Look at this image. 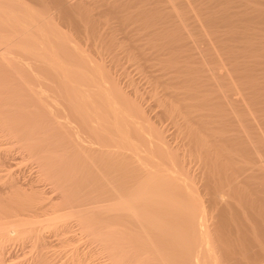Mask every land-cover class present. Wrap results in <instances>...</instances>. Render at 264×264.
Wrapping results in <instances>:
<instances>
[{
  "label": "bare ground",
  "instance_id": "obj_1",
  "mask_svg": "<svg viewBox=\"0 0 264 264\" xmlns=\"http://www.w3.org/2000/svg\"><path fill=\"white\" fill-rule=\"evenodd\" d=\"M98 1L113 21L108 27L100 22L105 28L96 21L103 30L92 27L94 49L88 51L121 34L127 40L122 48L146 74L147 108L60 32L48 13L22 0H0V68L46 84L38 89L45 112L67 143L82 147V154L91 152L92 157L83 154L85 165L103 180L98 212L81 218L87 255L101 259L85 264H264V0ZM163 1L171 3L164 5L165 13L157 11L161 5L156 9L159 18L144 15L148 5ZM50 3L76 29L85 28L79 16L84 0ZM190 35L198 40L190 42H200L198 53ZM8 81L0 75L2 124L15 94L1 87ZM12 82L27 84L26 78ZM26 89L38 96L30 85ZM238 90L243 98L234 96ZM153 107L172 134L149 121ZM24 134L5 130L15 145ZM27 146L30 153L35 150ZM18 193H5L2 241L22 232L26 212L61 222L59 207L73 198L63 195L54 202L46 193ZM51 261L39 253L30 263Z\"/></svg>",
  "mask_w": 264,
  "mask_h": 264
},
{
  "label": "rangeland",
  "instance_id": "obj_2",
  "mask_svg": "<svg viewBox=\"0 0 264 264\" xmlns=\"http://www.w3.org/2000/svg\"><path fill=\"white\" fill-rule=\"evenodd\" d=\"M22 1L35 10L40 9L42 12L48 13V15L51 16V21L54 26H56V28L66 37L71 39L86 52H88L93 61L98 64L103 69V71H107V76L110 75L111 77H109L115 83H117V86L128 92L130 96H133L134 93H136V95H139V100L142 106L146 108L148 107V105L151 103V100L148 98L149 83L147 82L146 74L145 72L141 73L143 72V70L141 71V69L137 67V64H135V60L130 56H127L126 51L122 48V46L126 44L127 40L121 38V34L118 35L120 36L119 40L110 41L107 39L105 41H102V43L99 42V44H96L97 47H95L96 49L94 51H88V49L91 50V48H93L90 43L91 38H89V36L93 34L91 33V29L92 27H95L96 21H98V25H100V22L102 24H106L104 25L105 27H108L109 24L113 21V19L109 17L111 14H109L107 5L105 3H102L100 1L97 2V0H84L85 6L79 16L80 24L85 25V28L77 27L78 31H76L77 29L75 28L74 23L71 24V22H68L69 20L57 13L52 3H50V0H43V2H39L37 0H27L28 2L26 0ZM168 3L171 2H155L154 5L152 3V5H148V7L150 6V8L145 12L144 15H146V17H149V19L153 16L159 18V12L157 11H163L162 13H165L168 8H166V6L164 5ZM160 5L162 6V8L160 7ZM158 8L160 10L156 11V9ZM100 10H102V13L104 11L103 14L105 15H103ZM107 13L109 14V16L107 15ZM86 14H91L93 18L86 19ZM57 16H59L60 18ZM107 18L109 21L103 23L102 21H104V19L107 20ZM101 26L103 25H100V27ZM96 27L98 28L99 26L96 25ZM86 28L88 32L84 30ZM101 28L98 29L102 31L103 29L101 30ZM189 31L190 30L186 28V32ZM192 36L193 35H190V37L187 38L190 44H194V42L198 41L197 39H192ZM190 40L196 41L190 42ZM115 42L116 44H114ZM196 44H194V46L198 48L192 47V45L190 46L195 52L197 51L198 53L200 49L198 44L200 45V42ZM102 54L105 55L102 56ZM0 75H2L3 79L6 77V80H10L6 82L8 83V88L5 82L3 84L4 86L2 85L1 87L5 90H10L11 92L15 93L12 95V103L9 104L10 106L5 105V110L10 111L6 112L9 113V118L6 117L5 120L7 121L4 122L5 124H2L0 122V142L2 143H0V200L2 196L4 197H2L3 200L0 201V208H2L3 206L6 208L5 203H8L7 199L10 194H13L15 190L19 191L18 194H21L22 192L23 196H33L35 194L45 195L46 193L47 195L45 196H51V201L54 202H59L61 196L63 195H70V197L73 196V198L71 197V200L68 203L64 204V206L59 207L62 214L64 215V220H61V222L65 221L66 226H60L62 224L61 222H59L60 218H55L58 221L53 218L51 219L50 217H53L52 215H42L41 217L38 213L35 215H31L34 213L29 214L26 212V215L23 216L22 220V232L19 234H13L9 239L6 238L3 239V241L0 238V241L5 243H0V250L2 252H5L2 253L0 251V254H2L1 256H3L2 258L0 256V264H31L32 260H34V258H36L39 253H45L47 257H49V260H52L51 262H54V264H85V262L91 260L98 263L97 260L100 257L99 254L92 253L91 260L89 259V255H87L88 248L86 241L87 237L85 238L86 231H84L83 227L81 226V218L83 217V215H94L92 213L98 210L100 208L99 205L101 204L96 200H99L101 198L98 195V192L103 186V180L101 179L100 174H97L98 172L93 171L92 173H90V169L89 167H86L87 165H85L86 163L84 162L85 158L83 157V154L86 157H92V154H90L91 152L84 151L85 153L82 154V147L78 149L76 148V146H74V144L67 143V137L62 136V134L56 128V125L53 124V122L55 121V119H53L54 117L52 118L53 115L45 112V108L42 102L45 99L44 94L42 92H39L38 90L41 89V85L44 86L45 83H41L40 85L37 83L38 85H35L36 82L33 81L30 74L23 72L13 73L11 71H8L6 68H0ZM15 77L16 79L26 78L27 84H14L12 80H15ZM28 85L39 92L37 97L35 96V94H31L30 92H28V90L26 89V86L28 87ZM239 92L241 93V95L238 94ZM238 93H236L237 95L234 94V96L243 98V90H238ZM7 95H9V93L6 94V96ZM39 95H41L42 97ZM40 98L44 99L39 100ZM244 102L246 103V100H244ZM156 108L157 107H153L151 109L152 111L149 112V121L156 128L159 127L160 129L162 128L164 130L169 129L167 132H170L171 125H168V121L162 114L158 112V108ZM53 114L55 115V112ZM153 114L157 116H153ZM157 117H160V119ZM165 122H167V124ZM167 125L168 128H166ZM13 128L18 130L20 129L21 133L27 134L21 135L22 139L16 141L18 150L16 149V145L14 144L15 139L13 140L12 138H8L5 136V130ZM25 131H27V133ZM171 131L173 132V129ZM167 132L165 131L164 134L168 135L166 136L168 138L170 134H168ZM89 138V136L82 134V139L84 141L88 140ZM5 141H9V143L6 144L8 145L7 149L2 148L3 145H5L3 144V142ZM10 141H12V143ZM25 142L27 143L24 145ZM26 145L33 147V149L35 150L31 153L28 152L24 148L26 147ZM19 146H23V149L19 148ZM19 149H22L23 151L21 152L19 151ZM86 152L88 154H86ZM71 157L73 158L71 159ZM10 160L12 162H10ZM80 160H82L83 162H81ZM97 176H99L100 179ZM96 179L99 180L97 181ZM8 183L12 184V186H9ZM90 192L92 193L90 194ZM5 193L9 194L7 195ZM5 195H7L8 197ZM97 212L98 211H96V213ZM96 218H98V214ZM1 244L2 246L4 245L3 249Z\"/></svg>",
  "mask_w": 264,
  "mask_h": 264
}]
</instances>
